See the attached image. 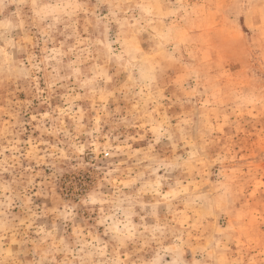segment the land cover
<instances>
[{
  "label": "rangeland",
  "instance_id": "obj_1",
  "mask_svg": "<svg viewBox=\"0 0 264 264\" xmlns=\"http://www.w3.org/2000/svg\"><path fill=\"white\" fill-rule=\"evenodd\" d=\"M0 264H264V0H0Z\"/></svg>",
  "mask_w": 264,
  "mask_h": 264
}]
</instances>
